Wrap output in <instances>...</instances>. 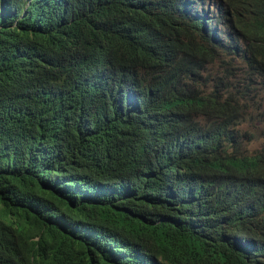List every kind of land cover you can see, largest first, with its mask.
<instances>
[{
  "label": "trees",
  "instance_id": "trees-1",
  "mask_svg": "<svg viewBox=\"0 0 264 264\" xmlns=\"http://www.w3.org/2000/svg\"><path fill=\"white\" fill-rule=\"evenodd\" d=\"M0 264H264V0H0Z\"/></svg>",
  "mask_w": 264,
  "mask_h": 264
},
{
  "label": "rangeland",
  "instance_id": "rangeland-1",
  "mask_svg": "<svg viewBox=\"0 0 264 264\" xmlns=\"http://www.w3.org/2000/svg\"><path fill=\"white\" fill-rule=\"evenodd\" d=\"M246 144H248V148H250V150H253L254 148H259L260 144L259 143H253V141L251 143L247 142Z\"/></svg>",
  "mask_w": 264,
  "mask_h": 264
}]
</instances>
